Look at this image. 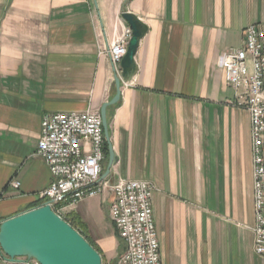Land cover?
Here are the masks:
<instances>
[{
	"label": "crops",
	"instance_id": "0c3cea01",
	"mask_svg": "<svg viewBox=\"0 0 264 264\" xmlns=\"http://www.w3.org/2000/svg\"><path fill=\"white\" fill-rule=\"evenodd\" d=\"M125 1L0 0V224L36 208L53 181L36 155L44 117L100 113L115 95L106 51L130 28L128 12L147 31L135 72L108 109L117 160L105 182L155 186L162 264H264L252 230L250 116L233 105L222 69L227 50L243 46L245 28L264 27V0ZM112 199L107 189L65 204L63 214L79 218L107 264L124 250L111 220L114 238L103 226ZM28 262L0 249V264Z\"/></svg>",
	"mask_w": 264,
	"mask_h": 264
},
{
	"label": "built area",
	"instance_id": "2783aa9c",
	"mask_svg": "<svg viewBox=\"0 0 264 264\" xmlns=\"http://www.w3.org/2000/svg\"><path fill=\"white\" fill-rule=\"evenodd\" d=\"M131 37L132 30L126 28L106 51L115 75L121 76L120 63ZM243 39L241 48L227 50L222 69L234 91L233 105L250 116L255 209L252 230L255 252L264 258V27L247 26ZM105 145L99 112L46 115L36 155L48 166L53 181L40 193V201L50 204L63 218L65 204L77 205L110 189L109 218L124 245L117 264H162L153 210L155 186L143 180L120 179L112 185L102 181ZM9 186L19 190L21 183L11 180ZM27 264L39 263L29 260Z\"/></svg>",
	"mask_w": 264,
	"mask_h": 264
},
{
	"label": "water",
	"instance_id": "95a60500",
	"mask_svg": "<svg viewBox=\"0 0 264 264\" xmlns=\"http://www.w3.org/2000/svg\"><path fill=\"white\" fill-rule=\"evenodd\" d=\"M123 19L132 30V37L127 54L120 63L121 76H115V95L102 106L100 112L106 140L105 150L109 155L102 181L108 178L117 160L110 141L108 109L120 102L122 82L135 72V56L147 31L135 15L124 12ZM0 249L12 262L27 259L39 264H102L101 254L80 232L57 215L48 203L1 222Z\"/></svg>",
	"mask_w": 264,
	"mask_h": 264
},
{
	"label": "trees",
	"instance_id": "16d2710c",
	"mask_svg": "<svg viewBox=\"0 0 264 264\" xmlns=\"http://www.w3.org/2000/svg\"><path fill=\"white\" fill-rule=\"evenodd\" d=\"M106 152V156L108 155V151L105 150ZM43 205V203L41 202L39 205H37L36 207H39ZM64 220L66 222H68L73 228H75L78 232H80V234L83 235V229H84V224L79 220V218L75 215V214H70L67 218H64ZM85 237V236H84ZM87 240V238H86ZM98 252H100V250L97 248V246L92 243L91 241L87 240Z\"/></svg>",
	"mask_w": 264,
	"mask_h": 264
},
{
	"label": "rangeland",
	"instance_id": "374dc122",
	"mask_svg": "<svg viewBox=\"0 0 264 264\" xmlns=\"http://www.w3.org/2000/svg\"><path fill=\"white\" fill-rule=\"evenodd\" d=\"M108 207V206H107ZM107 207H104V209H106V210H104V213L106 214H104V221H103V226H104V229L106 230V231H108V233H109V235H110V237L111 238H114V234H113V229H112V226H111V223H110V221H109V211H108V214H107ZM108 215V218H106V216ZM120 244V243H119ZM121 245H118V249H117V254L118 253H120L121 252ZM102 256V264H107V260H106V257L105 256H103V255H101ZM118 256L116 255V257L114 258V260L112 261L113 262V264H117V258Z\"/></svg>",
	"mask_w": 264,
	"mask_h": 264
}]
</instances>
